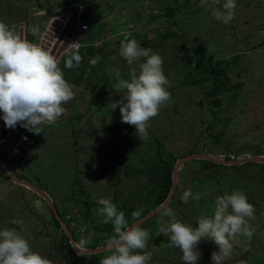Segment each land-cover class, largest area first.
I'll return each instance as SVG.
<instances>
[{
  "label": "rangeland",
  "instance_id": "1",
  "mask_svg": "<svg viewBox=\"0 0 264 264\" xmlns=\"http://www.w3.org/2000/svg\"><path fill=\"white\" fill-rule=\"evenodd\" d=\"M70 1L87 4L91 23L79 52L81 65L68 69L63 62L60 68L75 97L55 123L41 126L40 134L26 129L36 141L19 162L26 184L0 159V230L21 231L30 249L52 264H99L110 253L98 249L114 231L97 212L98 200L110 199L134 226L165 204L174 183L172 174L164 200L167 169L174 172L183 157L206 154L209 158L181 164L167 206L177 220L196 227L201 217L213 215L217 197L241 191L254 206L250 223L256 232L250 242L243 236L232 241L225 264H264V162L208 160H264V0H236L228 24L211 15V8L225 0L211 6L210 0H0V22L27 20L39 9L52 11ZM107 34L114 36L112 42L92 45ZM126 37L162 57L169 81L171 98L149 121L148 139L142 141L135 126L122 123L117 102L124 94L115 91L117 71L120 79H131L130 66L119 54ZM96 56L101 59L93 67L89 61ZM211 60L214 65L221 60L225 71L212 73ZM143 62H134L137 74ZM188 189L201 198L183 202ZM138 208L143 213L133 220ZM158 219L157 212L137 224L149 230L144 250L152 254L149 264H184L180 249L159 233ZM62 221L77 246L86 242V252L73 245ZM198 251L197 264H212L218 247L204 239Z\"/></svg>",
  "mask_w": 264,
  "mask_h": 264
},
{
  "label": "clouds",
  "instance_id": "2",
  "mask_svg": "<svg viewBox=\"0 0 264 264\" xmlns=\"http://www.w3.org/2000/svg\"><path fill=\"white\" fill-rule=\"evenodd\" d=\"M220 4L221 0H210V6ZM235 8L236 0H225L220 8H211V15L228 24L234 17ZM33 34H36L35 28ZM70 46L72 50L64 61L65 67L78 68L83 60L79 54L80 45L74 42ZM119 54L131 69L130 81L120 79V72L116 73L115 91L124 94V99L117 102L122 123L135 126L142 141L148 139L149 121L171 98L165 87L169 81L163 72L162 57L141 47L135 39L126 37L121 42ZM142 58L144 62L138 65L137 74V69L132 66ZM100 59L96 56L89 63L94 67ZM74 97L73 86L58 67L57 58L38 44L22 39L12 28L0 22V112L5 126L14 129L19 124L40 134L41 126L55 123L66 112L63 105ZM200 198V194H193L191 189L185 190L181 196L185 203ZM98 204L102 206L97 212L104 217L103 223H111L114 227V235L106 242L110 255L102 258L99 264H149L152 254L144 251L149 230L138 225L129 227L125 213L118 212L110 199L101 198ZM142 213L143 209L138 208L131 216L137 220ZM158 213L159 233L169 238L170 247L180 249L184 264H197L201 257L198 245L204 239L213 241L218 247V251L211 254L212 264H225L233 251L232 241L243 236L245 243L250 242L256 232L250 223L256 218L254 206L241 191L217 197L213 215L201 217L196 227L177 220L173 209L166 205H161ZM12 223L20 224L19 221ZM85 245L82 239L76 247L81 254L86 251ZM0 264H52V261L33 252L21 231L5 228L0 230Z\"/></svg>",
  "mask_w": 264,
  "mask_h": 264
},
{
  "label": "built area",
  "instance_id": "3",
  "mask_svg": "<svg viewBox=\"0 0 264 264\" xmlns=\"http://www.w3.org/2000/svg\"><path fill=\"white\" fill-rule=\"evenodd\" d=\"M87 4L81 1H70L61 8L52 11L42 9L33 13L27 20L7 23L22 39L38 44L57 58L61 68L67 54L72 50L70 44L77 42L79 52L84 47L83 40L87 37L91 25L86 13ZM33 28L36 34H33ZM114 36L107 34L92 45L103 46L112 42ZM0 112V159L17 175L23 174L19 162L35 146V138L19 124L14 129L5 126Z\"/></svg>",
  "mask_w": 264,
  "mask_h": 264
},
{
  "label": "water",
  "instance_id": "4",
  "mask_svg": "<svg viewBox=\"0 0 264 264\" xmlns=\"http://www.w3.org/2000/svg\"><path fill=\"white\" fill-rule=\"evenodd\" d=\"M196 157H205V158H209L206 154H191V155H189V156H187V157H183V158H181V159L178 161V163H177V165H176V167H175V169H174V172H173V178H174L173 187H172V190H171V192H170V194H169V196H168V198H167V200H166V202H165L164 205L167 206V205L169 204L170 200L172 199V197H173V195H174V193H175V190H176V188H177L176 177H177V175H178V171H179V168H180L181 164H182L184 161H187V160H189V159L196 158ZM210 160H212V161H214V162H217V163H230V164L241 163V162H249V161H263V162H264V160H261L260 157L245 158V159H240V160H220V159H217V158H210ZM2 162H3V161H2ZM3 163H4V165L9 169V171L14 175V177L16 178V180H17L18 182H22V183L25 182V184L27 183L26 181L20 180V179L17 177V175H16V174H15V173H14V172H13L8 166H7V164H6L5 162H3ZM35 189H36V188H35ZM39 192H40V193H43V191H42L41 189H39ZM157 212H158V210H156V211L153 212L152 214L147 215L144 219H142L141 221L137 222L135 225H137V224H139V223L145 221V219L147 220L148 217H150V216L156 214ZM62 223L64 224L65 229L67 230V232H68V234H69V236H70V238H71V241H72L73 245H74L75 247H77L76 242H75V240H74V238H73V236H72V233L70 232L68 226L66 225V223H65L64 221H62ZM105 248H106V245L103 246V247H101V248H99L98 250H102V249H105ZM77 249H78V248H77ZM78 251L80 252L79 249H78ZM87 251H92V250L89 249V250H87ZM85 252H86V251H85Z\"/></svg>",
  "mask_w": 264,
  "mask_h": 264
},
{
  "label": "trees",
  "instance_id": "5",
  "mask_svg": "<svg viewBox=\"0 0 264 264\" xmlns=\"http://www.w3.org/2000/svg\"><path fill=\"white\" fill-rule=\"evenodd\" d=\"M90 25H91V23H90ZM213 60H211L210 61V65H211V67L213 68V69H211V71H212V73H215V75H216V73L217 74H222L223 73V71H225V69H224V67L221 65V60L220 61H218L217 63H215V65H214V63L212 62ZM218 81H219V77L218 76H214V82H215V84H217L218 85ZM218 86H220V84L218 85ZM221 88V87H220ZM220 88H218L217 89V91H220L221 89ZM217 91L215 90V91H213V93H217ZM212 93V94H213ZM217 103V102H216ZM209 161H211V162H213L214 163V161H212V160H210V159H208ZM249 162H252V161H249ZM241 163H246V162H241ZM241 163H235V164H241ZM24 171V170H23ZM24 174V173H23ZM172 174H173V171H172V169L171 168H168L167 169V171H166V175H165V177H164V180L165 181H163V194H162V196H163V198H164V200L167 198V196H168V193H169V190H170V188L171 187H168L167 186V184H168V182L167 181H169V180H171V176H172ZM166 183V185H164ZM172 186V185H171ZM84 207L86 208V211L85 212H87V214L90 216V202H84ZM59 224H60V222L59 221H57ZM109 229H111L112 231H114V227H113V225L112 224H110L109 225V227H108ZM68 237V236H67ZM69 239V238H68Z\"/></svg>",
  "mask_w": 264,
  "mask_h": 264
}]
</instances>
